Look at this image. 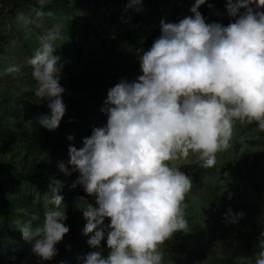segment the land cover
I'll use <instances>...</instances> for the list:
<instances>
[{
  "label": "clouds",
  "instance_id": "1",
  "mask_svg": "<svg viewBox=\"0 0 264 264\" xmlns=\"http://www.w3.org/2000/svg\"><path fill=\"white\" fill-rule=\"evenodd\" d=\"M52 3L35 0L17 21L29 30L45 25L55 18ZM142 4L130 0L125 10L139 12ZM205 4L196 0L191 15L179 22L161 21V35L137 52L142 75L108 90L101 110L106 125L95 127L81 148L70 145L69 160L58 164L65 176L79 173L70 190L81 186L95 197L94 205L83 208V234L90 236L93 251L79 256L77 264H164L161 246L174 234L189 232L184 201L193 181L177 162L196 154L204 168L214 167L217 153L231 147L236 121L255 122L264 131V0H226L234 20L227 26L206 22L199 11ZM63 35L62 23L45 26L27 61L37 82L34 95L48 101L50 112L38 123L49 131L66 114L63 66L55 54ZM21 71L15 64L5 70ZM64 187L52 178L42 222L32 213L19 227L44 261L58 255L56 245L70 231ZM243 216L229 208L225 220L235 224ZM260 247L264 250V240ZM256 264H264V251Z\"/></svg>",
  "mask_w": 264,
  "mask_h": 264
},
{
  "label": "trees",
  "instance_id": "2",
  "mask_svg": "<svg viewBox=\"0 0 264 264\" xmlns=\"http://www.w3.org/2000/svg\"><path fill=\"white\" fill-rule=\"evenodd\" d=\"M53 1L60 14L67 18L69 30L75 32L71 27L77 17L72 11L77 9L79 4L72 3L71 7H67L60 0ZM114 1L118 6V14L129 25L128 29L106 39L101 37L92 24L87 22L80 25L101 43L100 56L89 55L83 40L79 42L67 39L68 35H64L63 39L57 42L55 54L61 57V61L66 62L60 76V84L65 89L62 99L66 105V114L56 130L49 131L38 123L41 116L50 115V112L48 101H40L34 91L18 97L0 94V146L17 147L21 155L18 171L11 165L0 164V264H21L26 261L31 246L23 240L19 227L32 213H38L42 222L46 211L44 201L37 200L29 189L38 186L47 193L52 178L65 184L62 192L67 215L65 223L70 231L64 236L65 240L58 249V255L50 261L42 260L40 264H77L79 256L93 251L84 241L83 230L87 221L83 216V208L88 203L94 205L95 198L89 196L81 186L70 190L79 173L65 176L59 171L53 158L69 160L70 145L81 148L84 139L91 136L95 127L106 125L107 116L101 110L108 90L121 79L131 82L142 75L137 52L139 49L148 50L161 35V26L144 28L140 15L132 9L126 11L122 0ZM195 3L196 0H176L173 8L177 20L190 16V9ZM22 7V0H13L9 13H0V56L3 55L2 47L8 38L5 34L7 18L14 16ZM252 7L255 9L256 6ZM199 11L207 23L219 22L227 26L234 22L227 13L226 0H206V4L202 5ZM3 72L0 66V74ZM15 124H30L32 129L25 126L21 129L15 127ZM251 128L259 130L255 122L248 125L247 129ZM254 134L263 137L264 131H254ZM69 136H73L74 140L70 141ZM248 143L254 148L260 145L259 139L250 140ZM239 148V145L235 146L234 151L238 152ZM180 169L191 177L193 186L205 190L204 193L213 209L227 211L234 201L246 197L243 187H233L230 191L221 189L217 192L213 182L220 172L215 166L204 168L202 164H187L182 165ZM255 214L263 219L264 203H261ZM262 234L264 230L260 236V244L264 240ZM176 241L177 239L174 245H177ZM102 247L107 255L106 241L102 242ZM248 254L249 262H234L218 257L213 260L215 264H256L254 255L249 252Z\"/></svg>",
  "mask_w": 264,
  "mask_h": 264
},
{
  "label": "rangeland",
  "instance_id": "3",
  "mask_svg": "<svg viewBox=\"0 0 264 264\" xmlns=\"http://www.w3.org/2000/svg\"><path fill=\"white\" fill-rule=\"evenodd\" d=\"M65 6L71 7L72 3H78L77 9L72 11L77 17L69 30L67 18L60 14V10L54 6L55 1L50 5V10L55 13V18L46 22L41 27L33 26L31 30L26 29L22 23L17 21V14L20 12L29 13L35 0H22L23 7L14 16L7 18L6 44L2 47L3 55L0 56V66L4 70L0 74V94L10 97H18L34 91L37 82L31 75V68L27 64L28 59L34 54L39 46V35L45 26L60 22L63 24L64 35L67 39L84 41L86 51L91 56H100L102 53L101 43L96 40L90 31L83 29L80 25L92 24L103 38L116 36L118 33L129 28L122 17L118 14V6L114 0H60ZM13 0H0V13L7 14L10 11ZM127 6L130 0H122ZM176 0H143L142 10L136 14L142 19L144 28H155L161 26V21L179 22L174 10ZM63 35V36H64ZM64 67L66 62L60 60ZM19 65L20 73L7 74L5 70L10 65ZM254 123V122H251ZM247 121H236L231 140V147L217 153L215 167L220 175L213 182L217 192L221 189L230 191L233 187H243L246 197L234 201L228 207L235 213H244L242 219L237 223L226 222L227 211L213 209L210 201L207 200L204 189L193 186L186 195L184 204L186 218L189 222V232H178L161 246L164 253V264H215L214 258H227L234 262H249L251 253L256 259L264 250L260 247V236L264 230L263 219L256 216L255 212L264 203V136L254 134L258 129H247L251 124ZM32 129V125L15 124V127ZM259 139V147L249 145L248 141ZM239 145L238 152L235 146ZM21 155L17 147L0 146V164L11 165L17 171L20 168ZM57 164L67 162L64 158H53ZM202 164L196 154L188 159L177 162V165ZM70 167V166H69ZM71 168V167H70ZM36 199H43L45 192L38 186L30 188ZM95 198V197H94ZM226 210V209H225ZM262 211V210H261ZM263 214V211H262ZM87 243L90 236L84 235ZM175 237V238H174ZM177 239V245H174ZM65 238L56 245L59 249ZM31 246V245H30ZM42 259L30 251L26 261L21 264H40Z\"/></svg>",
  "mask_w": 264,
  "mask_h": 264
}]
</instances>
